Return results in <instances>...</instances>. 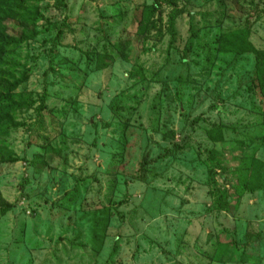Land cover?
<instances>
[{
	"label": "rangeland",
	"instance_id": "1",
	"mask_svg": "<svg viewBox=\"0 0 264 264\" xmlns=\"http://www.w3.org/2000/svg\"><path fill=\"white\" fill-rule=\"evenodd\" d=\"M176 1L171 45L165 2L159 29L141 35L153 0H27L39 34L6 58L29 71L15 92L32 104L2 118L13 127L0 134V197L12 208L0 264H264V186L234 202L243 161L264 163L256 59L219 49L221 32L248 26L264 52V0ZM127 39L125 53L109 43ZM105 45L112 60L98 69ZM2 147L21 160H2ZM105 217L97 251L93 221Z\"/></svg>",
	"mask_w": 264,
	"mask_h": 264
},
{
	"label": "trees",
	"instance_id": "2",
	"mask_svg": "<svg viewBox=\"0 0 264 264\" xmlns=\"http://www.w3.org/2000/svg\"><path fill=\"white\" fill-rule=\"evenodd\" d=\"M164 2L173 6V9L169 14L167 29L171 35L172 45L173 42L175 43V41H177L176 19L183 12V10L178 7L176 0H153L150 5L143 8L140 11L137 32L138 34L143 35L145 32H150V30L159 29L161 18H156V15L161 10ZM39 15L40 13L35 5H28L27 0H0V105H2L0 108V134L10 132L13 127V122H2V118H10L12 111L32 104L28 98H24L21 94L15 92L22 83L27 81L29 71L21 70L17 73L19 75H16L15 72H17V69L12 67L15 64H10V61L6 56L7 53L21 47L39 34V31L36 29ZM7 20H16L20 22L19 24L22 26V33L19 36H13L8 33L6 25ZM68 27L69 19L66 18L63 25L57 27L55 45L60 42L63 35L68 30ZM249 37L250 29L248 26L237 27L221 32L219 49L223 55L233 57L234 59L244 55L255 57L256 69L254 77L250 83V92H252V95L255 98L256 111L261 117V126L264 132V67L261 65L262 60H264V52L256 49L251 43ZM109 43L114 49L125 53L131 44H133V41L127 39ZM110 60H112V57L105 45L104 52L98 59V69L106 68L109 65ZM51 62L53 63V58L51 59ZM134 71H132V74ZM139 71L140 70H138V72ZM131 100L134 103L139 102V100L135 98H131ZM4 149L5 148L2 147V160L5 159L11 162L21 160V158L16 155L5 156ZM263 165L264 163L260 159H257L255 154L247 157L243 161L237 172L235 189L238 192V195L234 201L235 203H240L247 192H254L263 188L264 181L259 174V170ZM215 188L217 189V187ZM231 200L230 195L223 194L219 191L218 199L216 201L217 206H219L218 210H225L227 212L228 203H231ZM11 208L12 205L5 201L2 202L0 197V213L6 214ZM105 209L107 210L106 214H109L110 208L105 207ZM106 223V217L100 219L95 218L93 221L92 243L93 248L97 251L101 248L100 244ZM224 245V242L218 239L214 251L216 254L215 257H217V254L223 253Z\"/></svg>",
	"mask_w": 264,
	"mask_h": 264
}]
</instances>
